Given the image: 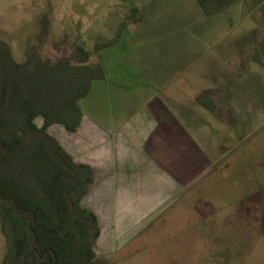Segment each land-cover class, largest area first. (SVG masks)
<instances>
[{"label": "rangeland", "instance_id": "1", "mask_svg": "<svg viewBox=\"0 0 264 264\" xmlns=\"http://www.w3.org/2000/svg\"><path fill=\"white\" fill-rule=\"evenodd\" d=\"M194 2L0 0V40L9 45L15 61H24L46 15L49 32L40 49L42 56L55 58L64 49L70 52L74 45L81 46L91 53V62L103 65L112 81H125L122 76L127 72L137 73L142 81L151 77L157 91H144L146 101L151 96L164 98L172 113L179 95L184 97L186 110L205 128L201 132L206 127L214 132L215 149L206 148V134L195 138L202 157L215 161L191 186L185 187L184 180L182 201L167 197L166 202L104 203L96 201L94 190L89 194L84 203L98 212L102 231L95 251L107 264H264V89L259 91L263 107H242L232 97L230 109L238 123H229L221 93L215 98L221 108L217 114L208 115L199 107L196 98L205 90L194 93L188 86L207 84L212 76L204 70L218 67L214 57L226 41L222 27L203 33L202 12ZM131 8L144 9V21L128 25L114 47L94 53V44L111 40ZM64 39L65 46L57 51L53 45ZM159 69L165 71L164 79L158 76ZM178 69L184 74L176 77ZM176 88L186 91L176 93ZM91 94L79 103L87 116L126 114V106L116 98L97 100ZM256 94L252 90L246 96L255 100ZM140 101L136 98V105ZM36 124L40 126L41 119ZM59 130L53 127L50 134L61 135ZM4 251L0 235V259Z\"/></svg>", "mask_w": 264, "mask_h": 264}, {"label": "trees", "instance_id": "2", "mask_svg": "<svg viewBox=\"0 0 264 264\" xmlns=\"http://www.w3.org/2000/svg\"><path fill=\"white\" fill-rule=\"evenodd\" d=\"M234 1L197 3L209 16ZM144 18V9L131 8L111 40L94 44V53L114 47L128 25ZM48 32L49 20L43 15L34 44L20 63L0 40V234L5 242L0 264H107L95 251L100 234L96 216L81 205L92 170L74 163L47 132L52 125L75 131L82 117L79 102L106 74L78 45L55 58L42 56ZM65 43L53 47L59 51ZM213 94L203 92L196 101L217 114L221 108L208 97ZM227 115L232 124V115ZM37 119L42 120L40 127Z\"/></svg>", "mask_w": 264, "mask_h": 264}, {"label": "crops", "instance_id": "3", "mask_svg": "<svg viewBox=\"0 0 264 264\" xmlns=\"http://www.w3.org/2000/svg\"><path fill=\"white\" fill-rule=\"evenodd\" d=\"M194 1L199 8L197 0ZM199 19L205 26L204 34L222 27V37L226 42L214 57L218 61V67L208 66L204 70L212 78L200 87L188 86V90L194 93L201 90L212 91L214 94L208 97L213 101L221 93L223 106L232 115L233 123H238L236 114L230 109L233 98L242 107L253 104L263 107V92L260 94L259 91L264 89V0H235L219 13L206 16L202 12ZM143 21L144 19L140 23ZM156 71L158 76L165 78L164 70ZM174 73L176 77L184 74L181 69ZM122 79L130 83L112 81L106 74L104 80L93 82L89 94L84 98L92 95V91L97 100L116 98L121 105L126 106V114L121 118H91L79 104L82 117L75 131H67L60 125H52L47 130L74 163L87 165L92 170V182L81 205L93 212L98 222L100 234L95 248L102 233L100 217L96 209L84 203L93 190L96 201L104 203L166 202L167 197H171L173 202L182 201L184 180L186 179L185 187L191 186L200 177V172L204 174L215 161L204 159V153L199 151L195 141V138L204 133L206 148L215 149L211 141L214 132L208 127L205 132H201L205 128H200L192 114L186 110L188 105L184 103V97L177 94L180 101L176 104L175 112L171 113L164 98L151 96L145 100L144 91H157L151 77L149 81H142L137 73L127 72ZM166 88L167 84L164 85V89ZM176 89V93L186 91ZM252 90L257 93L255 100L246 96ZM136 98L141 99L138 105ZM128 106L132 108L129 109ZM183 108L184 113L180 111ZM204 110L208 115L213 114ZM53 127H60L61 135L50 134ZM206 161V167L203 164L199 166ZM154 190V195L150 194Z\"/></svg>", "mask_w": 264, "mask_h": 264}]
</instances>
